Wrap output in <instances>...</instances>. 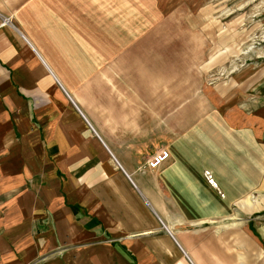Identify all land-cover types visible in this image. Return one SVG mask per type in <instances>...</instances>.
<instances>
[{
  "label": "crops",
  "instance_id": "obj_1",
  "mask_svg": "<svg viewBox=\"0 0 264 264\" xmlns=\"http://www.w3.org/2000/svg\"><path fill=\"white\" fill-rule=\"evenodd\" d=\"M170 11L0 0V264H125L176 246L195 264H264V105L237 104L246 73L233 77L246 89L210 95L203 34ZM46 113L84 141L66 178L14 154L17 135L44 141ZM163 148L171 157L147 167ZM189 220L195 231L176 227Z\"/></svg>",
  "mask_w": 264,
  "mask_h": 264
},
{
  "label": "rangeland",
  "instance_id": "obj_2",
  "mask_svg": "<svg viewBox=\"0 0 264 264\" xmlns=\"http://www.w3.org/2000/svg\"><path fill=\"white\" fill-rule=\"evenodd\" d=\"M158 4L168 11L171 9L170 14L175 19L179 16V21L180 19L181 21L178 24L184 30L187 29L189 34L192 31L196 33L197 26L199 28V43L202 41L203 34L205 85L206 91L210 95L214 90L219 91L223 89L222 87L229 85L232 89H235L236 86L237 89L239 87L246 89L244 83L233 82V77L246 73L252 80V89L247 97L238 98L237 104L244 107L249 102L253 109L264 105V94L262 93L264 90V0H158ZM173 24L177 25L175 21ZM37 101L44 100L37 99ZM225 102L224 104L228 103V97ZM74 108L77 109L75 106ZM76 111L78 112V110ZM44 117L46 135L43 137L44 141H20V136L17 135L12 141L14 154L15 150L22 148L24 154H28L30 164L37 161L38 164L45 163V166H53L60 172L61 178H66V173L71 168L68 167L69 164L77 169L83 167L84 141H74L72 130L74 123L67 121L65 124L62 122L60 129L56 132L52 129L51 113H46ZM32 122L33 124L37 123L35 113L32 114ZM33 124H30L29 134H33L35 131ZM37 124L40 126L39 123ZM149 160L146 163L147 167H149ZM15 164L14 161L13 165L15 166ZM208 176H212L211 171ZM209 180L214 184V179L210 178ZM33 181L35 182V180ZM176 227L195 231L197 222L189 220L187 225L182 226L179 223ZM195 238L193 236L191 239L194 252ZM176 247L177 250L172 249V253L168 257L163 255L155 257V252H146L140 249L139 253L144 255L139 257L131 252L133 257L131 260L125 258V264H195L189 256L180 250V247ZM126 257L128 256L126 255ZM109 264H113L111 259Z\"/></svg>",
  "mask_w": 264,
  "mask_h": 264
},
{
  "label": "built area",
  "instance_id": "obj_3",
  "mask_svg": "<svg viewBox=\"0 0 264 264\" xmlns=\"http://www.w3.org/2000/svg\"><path fill=\"white\" fill-rule=\"evenodd\" d=\"M80 112L84 116V114L81 110H80ZM170 156H171V153L167 148L161 149L159 152H156L153 155V157L149 160V167H151V168L160 167L161 165L164 164L165 161H167L170 158ZM185 254L187 255V253H185Z\"/></svg>",
  "mask_w": 264,
  "mask_h": 264
}]
</instances>
